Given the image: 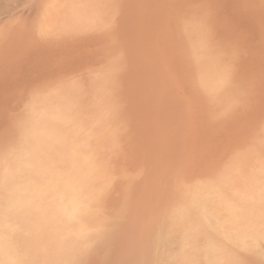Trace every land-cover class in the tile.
<instances>
[{"label":"rangeland","instance_id":"1","mask_svg":"<svg viewBox=\"0 0 264 264\" xmlns=\"http://www.w3.org/2000/svg\"><path fill=\"white\" fill-rule=\"evenodd\" d=\"M67 2L0 0V157L19 140V122L29 106L44 98L55 81L99 67V47L112 40L123 49L121 82L114 92V110L122 128L112 140L114 152H103L98 163L104 173L98 179L96 209L98 223L106 224V231L98 239L96 253L85 249L83 258L87 264H170L180 260L188 234L202 220L199 231L196 229L198 247L225 246L244 264H261L260 249H242L230 243L213 223L204 220L200 201L209 185L217 191L232 184L243 193L253 192L251 182L264 158V0H187L181 5L182 23L200 19L212 40H208L210 48L220 51L228 69L229 82L215 98L183 84L187 68L171 41L162 6L157 5L159 13L154 15L149 0H121L112 32L101 37L91 29L77 34L61 31L59 21ZM41 31L48 35L42 37ZM102 215L109 217L108 221L100 218Z\"/></svg>","mask_w":264,"mask_h":264},{"label":"bare ground","instance_id":"2","mask_svg":"<svg viewBox=\"0 0 264 264\" xmlns=\"http://www.w3.org/2000/svg\"><path fill=\"white\" fill-rule=\"evenodd\" d=\"M186 2L187 0H149L148 7L151 6L149 9L154 11L158 7L157 5L163 8V14L169 22L171 41L175 43L178 54L184 60L182 61L184 67L187 68L185 75H183V84L186 87H192L215 98L219 96L225 85L229 82V72L223 63L220 51L210 48L209 41L212 42V40L208 39L202 21L193 17L182 23L184 19L181 20V5L184 6ZM111 4L119 5V10L121 0H68L66 4L67 10L62 14L59 21L61 31L69 34L91 29L98 32V36L104 37L105 31L97 23V18L110 15L112 10L108 8H95L93 6ZM256 9L258 10V8ZM156 11L152 12V14L156 15L159 13ZM252 23L254 24V22ZM224 29L228 28L224 27ZM67 44L69 43L67 42ZM122 53L123 49L118 47L112 40L108 44L99 47V67L88 68L82 74L55 81L48 94L44 98L32 103L24 119L19 122V140L7 153L0 157V181H7L6 185H0V260L6 262L14 261L15 264H34V262L44 261L49 262V264H58V262L71 261L74 257L78 256V252L81 249H93V253H96L94 249L100 247H98V239L105 233L106 230L103 228L106 227V224H100V221L98 223V210L96 209L98 191H100V189L98 190V179L104 173L98 163L103 152H114V142L112 140H114L118 128H122V121H119L116 117L114 110L117 103V97L114 92L120 84L122 77L120 72ZM94 55L97 56V54ZM41 57L44 58V56ZM176 85L180 87L182 84L180 85L177 80ZM16 120L18 121V119ZM255 173V180L251 182L253 184V192L243 193L233 187L232 184H230L231 188H227L225 191L222 189L217 191L216 187L209 185L206 188L207 193L202 195L200 201L204 206V220L213 223L214 229L220 232L224 239L239 244V247L242 249H248L245 246L246 240L254 244V249H260L264 243V239L260 237L258 227L261 214L264 212V205H262L260 197L261 186L264 184V158L260 161ZM216 191L215 199L210 200L209 196ZM168 197L170 196L168 195ZM162 199L164 200V198ZM185 206L187 207V205ZM188 207L190 206L188 205ZM107 209L110 211L109 208ZM117 213L120 212L117 210ZM124 213L126 215V212ZM102 216L100 218L108 221L106 218L109 217L105 218L104 215ZM163 217L165 216L163 215ZM188 217L191 218L189 215ZM127 218L125 217V219ZM131 222L133 223V221ZM165 222L164 224H166ZM199 222H195L196 227L194 229H197V231L200 228ZM148 225L147 223L146 226ZM154 225L156 224L154 223ZM253 227H255V231H253ZM131 235L130 237L133 239ZM189 237L190 234L187 236L188 241L184 249H180L182 254L180 260L190 258L199 261L200 264H208L210 259L215 258L212 255L213 251L222 254L229 253L225 246L213 244L208 249H201V246L198 247L196 242L194 244L190 243ZM134 238L136 241L137 236ZM102 240L104 241V239ZM106 244V242L103 244L105 245L104 247H106ZM119 244H122V242ZM138 245L142 246L140 242ZM138 248L136 249L138 250ZM112 249L114 250V245ZM108 250L107 252H110ZM84 252L86 254L87 250ZM108 254L110 255L111 253ZM126 258L129 259L128 256ZM155 259L157 258L155 257ZM130 261L132 262L131 259ZM123 263L126 264V262ZM138 263L136 262V264Z\"/></svg>","mask_w":264,"mask_h":264},{"label":"snow or ice","instance_id":"3","mask_svg":"<svg viewBox=\"0 0 264 264\" xmlns=\"http://www.w3.org/2000/svg\"><path fill=\"white\" fill-rule=\"evenodd\" d=\"M93 7L95 8H108L112 10V13L106 17H98L97 18V23L99 24V26L102 27V29L106 32V33H111L114 27V17H115V13L119 8V5L116 4H111V5H94ZM40 35L42 37H45L48 35V32L45 31H41ZM117 63H119V61H117ZM7 181L6 180H2L0 181V185H6ZM260 197H261V203L262 205H264V184H262L261 186V191H260ZM259 233H260V237L261 239H264V212H262L261 214V218L259 221ZM255 227H253V231H255ZM190 243L194 244L197 239V231L193 230V232L190 234ZM245 246L249 249V250H254L255 246L254 244L250 243L249 240L245 241ZM260 254L262 257H264V244L261 245L260 247ZM85 255V253L83 251H81L78 256L74 257L71 261H67V262H58V264H87V262L83 259V256ZM212 255L215 257L213 259H210L208 261V264H244V262L242 260H240L236 255L234 254H222V253H216L213 251ZM0 264H15L14 261H4V260H0ZM34 264H49V262L44 261V262H34ZM170 264H200L199 261L193 260V259H184V260H174L171 261ZM261 264H264V259L261 260Z\"/></svg>","mask_w":264,"mask_h":264}]
</instances>
